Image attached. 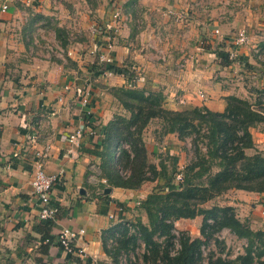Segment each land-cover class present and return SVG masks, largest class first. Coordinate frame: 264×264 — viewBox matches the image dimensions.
<instances>
[{"label":"crops","instance_id":"1","mask_svg":"<svg viewBox=\"0 0 264 264\" xmlns=\"http://www.w3.org/2000/svg\"><path fill=\"white\" fill-rule=\"evenodd\" d=\"M2 2L0 264H112L103 245L106 232L131 218L158 182L134 190L107 185L97 152L108 125L128 116L112 90L131 84L160 93L172 111L222 113L230 96L264 107V0H21L5 11ZM56 30L63 31L65 47ZM242 31L248 44L237 46ZM108 45L109 64L130 76L96 73ZM77 129L83 135L70 144ZM155 129L148 124L142 139L149 163L158 167L157 155L177 156L181 141L177 134L157 137ZM249 132L253 148L245 155L264 157V122ZM46 147L45 173L59 176L50 194L56 218L47 230L54 239L47 254V225L38 218L31 186L34 155ZM212 203L233 208L241 223L264 232V192L231 189ZM64 229L83 231L72 242L82 251L73 260L56 244Z\"/></svg>","mask_w":264,"mask_h":264},{"label":"trees","instance_id":"2","mask_svg":"<svg viewBox=\"0 0 264 264\" xmlns=\"http://www.w3.org/2000/svg\"><path fill=\"white\" fill-rule=\"evenodd\" d=\"M62 33L63 31L56 30V37L60 39L62 47H65L61 40ZM217 55L225 65L230 63L226 55L222 53ZM107 64L94 67L96 73L131 75L126 68L120 69ZM129 80H132V76ZM112 94L128 116L116 117L108 125L102 152H97V155L102 159V169L109 186L134 190L143 182L158 181L152 192L139 201L138 206L148 219L147 224L138 220L135 225L145 249L156 247L155 236L171 237L175 221L194 219L202 215L201 238L194 240L184 238L181 242L182 249L176 257L172 259L165 256L169 260L168 264H195L201 246L205 245L210 236L223 229H228L237 238L246 240L244 254L237 258L240 264H264L263 231H253L241 223L231 207L213 205L206 209L201 208L231 189L264 192V157L259 153L250 157L244 153L246 149L253 148L249 130L254 124L264 122V107L255 108L247 100L230 96L226 98V108L222 113L212 112L206 108L172 111L163 107V96L160 93H146L131 84L127 88L112 90ZM261 95L264 97V91ZM153 120L161 122L163 136L177 134L180 141L194 136L193 142H197L198 139L205 142V156L202 162L186 166L180 182H175L176 158L173 159L170 171L164 162H160L156 167L148 161L142 133ZM124 145L127 147L124 148ZM213 165L218 168L214 173L211 172ZM120 170L128 172V177H123ZM118 206L123 208L121 203H118ZM43 222L47 225L45 235L42 237L43 242L46 241L43 245L46 249L43 251L47 254V249L54 239L47 231L51 221ZM116 226L124 224L120 222L107 232H112ZM255 240L259 241L258 245ZM106 241L105 237L103 245L106 254L118 264L116 255L111 256ZM136 241V237L131 239L133 245ZM127 243L128 241L121 242L117 252ZM57 246L63 251L59 244ZM154 252L158 253L156 249ZM67 256L69 260H73L71 255ZM76 261L80 263L79 259ZM209 264L225 262L218 258Z\"/></svg>","mask_w":264,"mask_h":264},{"label":"rangeland","instance_id":"3","mask_svg":"<svg viewBox=\"0 0 264 264\" xmlns=\"http://www.w3.org/2000/svg\"><path fill=\"white\" fill-rule=\"evenodd\" d=\"M149 124L152 128H158L155 129L156 132L158 131L157 137L163 136L161 122L159 120H153ZM194 138V136H191L181 140L180 151L177 156L171 154L157 155L159 163L164 162L163 164L169 168V171L173 166V159H177L175 165L177 170V174L175 176L176 183L181 181L182 172H184L186 166L202 162L203 156H205V142L202 139H198L197 142H193ZM217 170L218 168L213 165L211 172L214 173ZM177 177H180L179 181L176 179ZM202 180L205 181V179ZM196 182L198 183V181ZM213 205H217V203H212L211 201L204 204L201 208L206 209L212 207ZM201 208H199V210ZM138 220H140L143 224L148 223L147 216L142 210L134 212L132 217L129 219H123V221L116 222L112 226L119 225L120 222H122L124 226H116L112 232L106 233L105 237L107 239V248L112 257L116 255V259L119 262L118 264H168L169 260L165 258V256L172 259L176 257L182 249L181 242L184 238H189L191 240L201 238L200 230L202 227L203 217L202 215H199L194 219H181L175 221L173 223L174 230L172 231L171 237L155 236L154 242L156 247H153V249L150 247L149 250H146L140 239L137 227L135 226ZM128 223L130 224L129 226L126 225ZM133 237L137 238L135 245L131 242ZM126 241H128V243L117 252V249L121 246V242ZM255 242L256 245L259 244L258 240H255ZM246 246V240L237 238L228 229H223L222 231L210 236L205 245L201 246L200 255L195 264H209L218 258H221L225 264H240V260H237V258L244 254ZM154 249L157 250V254L154 252ZM111 262L112 264H116L114 259Z\"/></svg>","mask_w":264,"mask_h":264},{"label":"built area","instance_id":"4","mask_svg":"<svg viewBox=\"0 0 264 264\" xmlns=\"http://www.w3.org/2000/svg\"><path fill=\"white\" fill-rule=\"evenodd\" d=\"M21 0H3L1 9L3 11L7 10L8 6L18 2ZM113 18L115 20L118 19V14L115 13ZM235 44L237 46H243L248 44V37L245 34V32H240L235 40ZM111 49V46L108 45L105 47V53L102 52L98 56V63L99 65L110 63L111 59L109 56H107L108 50ZM104 74H108V72H104ZM201 98H204L203 94H200ZM89 103V97L88 94L85 95L81 100V106L87 107ZM83 135L82 129H77L73 134H71L68 138V141L70 144H78L80 138ZM35 135L30 134L28 136L29 142H34ZM49 148L46 147L42 152H38L34 155L33 160V172H32V178H31V186L33 189V195L38 199L39 201V213L38 218L41 221H54L56 218V208L51 205L50 203V194L51 191L55 185L56 182L59 181L58 175H48L45 173L44 166L46 163V160L49 156ZM120 173L123 177H128V172L120 170ZM178 181L180 180V177L176 178ZM139 206V203L137 204ZM113 218V217H110ZM83 234V231H79L78 233L72 232L68 229H64L60 232V234L57 237V244H59L63 248V252L66 255H80L82 251H77L74 248L73 240L76 236Z\"/></svg>","mask_w":264,"mask_h":264},{"label":"water","instance_id":"5","mask_svg":"<svg viewBox=\"0 0 264 264\" xmlns=\"http://www.w3.org/2000/svg\"><path fill=\"white\" fill-rule=\"evenodd\" d=\"M108 192H110V189H105V190H104V193L107 194Z\"/></svg>","mask_w":264,"mask_h":264}]
</instances>
